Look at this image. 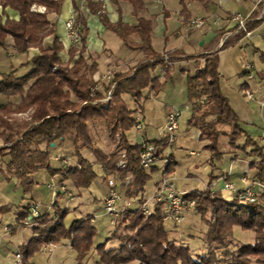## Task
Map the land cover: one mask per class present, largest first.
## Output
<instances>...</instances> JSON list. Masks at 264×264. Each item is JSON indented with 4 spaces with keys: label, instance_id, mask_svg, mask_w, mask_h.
<instances>
[{
    "label": "trees",
    "instance_id": "trees-1",
    "mask_svg": "<svg viewBox=\"0 0 264 264\" xmlns=\"http://www.w3.org/2000/svg\"><path fill=\"white\" fill-rule=\"evenodd\" d=\"M133 11L142 6L141 0H128ZM202 4L210 0H197ZM63 0H0V47L11 48L17 53L36 47L39 54L30 59L31 70L16 76L14 72L4 73L0 79V94L11 98L19 96L16 105L10 100L0 103V136L7 146H0V156L7 157L1 173L6 180L15 177L23 191L26 192L33 183L32 175L43 168L50 175L60 174L63 180L70 181L76 188H87L97 177L93 164L82 155L83 148L88 149L98 162L105 176L117 173L122 183L128 179L125 195L137 197L136 207H127L115 221L117 227L108 240L118 241L113 248H106L100 243L95 251L102 264H126L136 261L139 264H264V189L257 191L254 201H240L233 196L225 198L210 188L215 178V160H219L226 148H235L236 142L244 138L242 148L249 147L248 154L254 159L250 168L255 169L254 179L264 187V148L244 133L239 118L231 108L219 86L217 54H207L202 66L196 63L193 74L186 75V97L191 105L192 114L187 123L189 127L200 131V139H206L204 148L210 151L209 164L212 171L208 184L203 189H193L184 193L185 199H193L194 211L205 222L207 229L204 243L206 248L199 253H192L184 244H179L170 237V231L164 226L162 203L154 205L150 215L142 213L140 206L145 199V183L150 173L155 170L143 169L139 164L140 145L130 143L126 132L133 128L136 120L132 117L134 110L128 109L122 98L129 95L141 109V102L146 100L143 90L150 86L157 94L163 82L172 78L173 65L164 63V58L151 45L152 20L139 17L136 24L129 25L121 20L110 22L102 0H87L88 9L97 14L105 28L112 30L131 49L144 53L142 61L134 66L132 72L115 73L104 90L114 86L111 98L100 103L99 91H92L94 84V63L88 64L82 53L86 28L85 18L78 11L75 26L80 36L81 47H70L69 60L64 62L59 56L63 44L56 34L55 20L47 17L49 13L58 14ZM180 13L189 18L185 0H179ZM43 6L44 10H37ZM6 8L17 11L18 19L7 16ZM77 10V9H76ZM254 10L246 19L245 29L251 31L264 20V10ZM5 16L3 20L2 17ZM236 30V28H234ZM136 34L140 42L130 38ZM245 35V31L236 30L232 38L223 42L221 48L235 43ZM12 38L8 45L7 37ZM50 37L47 44L44 39ZM79 53L75 59V53ZM189 58L192 55H187ZM171 60H178L169 57ZM188 58V59H189ZM159 66L164 72L163 80L152 77L151 72ZM203 99V104L199 100ZM29 111L31 125L24 122L17 127L11 123L10 115ZM102 120L109 129L110 136L119 137V149L124 150L126 165L117 167V151L106 155L93 144L89 123ZM72 138L75 161L73 164L53 168L50 165L52 144L57 146L65 135ZM115 139V138H114ZM226 145L220 148V141ZM157 152L161 153L169 145L167 139L153 140ZM41 144L45 147L41 148ZM162 171L172 174L177 163L171 156ZM54 215L40 214L32 230L36 233L27 243L21 245L20 254L25 264H31L34 251L44 245L59 244L62 239L69 240V246L76 258L82 260L92 245L96 233L91 223V216L76 219L68 228L63 219L66 209H61L54 201ZM17 220L29 214L30 205H22ZM125 219V220H124ZM125 221L124 233L118 227ZM43 226V227H42ZM239 226L253 232V241L242 243L233 240L232 230Z\"/></svg>",
    "mask_w": 264,
    "mask_h": 264
},
{
    "label": "crops",
    "instance_id": "crops-1",
    "mask_svg": "<svg viewBox=\"0 0 264 264\" xmlns=\"http://www.w3.org/2000/svg\"><path fill=\"white\" fill-rule=\"evenodd\" d=\"M102 1L110 22L114 23L121 20L123 23L133 25L137 23L139 17L151 19V45L155 51L173 52L179 50L185 55L199 56L197 59L189 58L183 60L180 58L183 55L180 54L176 56V58H180L181 60H176L173 63L171 76L174 77V82L173 84L171 83L172 86H169L173 89H179V93L182 97H186V75L195 72L196 61H199V65L202 66L205 59L203 55L216 53L218 59L219 86L222 94L227 98L231 108L237 114L244 133L253 139L259 146L264 148V107H261L259 103V101L264 98V20L257 27L252 29L248 36L244 35L235 43L221 48L223 42L232 38L236 32V30H234V25L224 23L222 20L224 14L228 11H236L248 17L256 9H262L261 11L264 10V0H210L206 4H202L197 0H185V6L190 17L201 15L205 16L207 21L205 25L200 28L187 30V34L185 35L188 39L187 43L180 42L178 44L173 43L169 39L171 37L169 28H171L173 22H176L173 25L175 27L180 23L174 13L171 18L172 9L175 10L174 12L176 14L184 18L180 13L181 4L179 0H141L142 6L136 8V11H133V6L128 0ZM171 2H174L172 9L169 7ZM175 2H177L176 5ZM158 5H161L162 9L159 10ZM5 11L9 18L18 19L19 15L17 11L10 8H6ZM78 11L85 18L84 26L86 28L84 51L82 55L88 64H95L96 69L92 77L94 83H96L98 87H101L99 92L102 94V92L105 91H103V83L107 82L106 77H113L117 72L127 74L134 69L137 63L144 59L145 55L139 50L129 48L112 30L105 28L99 16L89 11L87 0H63L58 14L49 13L47 15L49 19L55 20L56 34L63 44V50L59 52L62 61L66 62L69 60L68 50L70 47L79 49L82 45L80 40L75 41L71 39L65 28V22L71 17L76 19ZM2 19L4 20L5 16H3ZM174 33L175 31L172 34L174 35ZM129 39L133 42H140V38L136 34H132ZM49 40L50 37H46L44 39V44H47ZM7 43L8 45L12 44V38L10 36L7 37ZM37 54H39V50L36 47H30L27 51L21 53L15 52L10 47L7 49L0 47V79L1 75L4 73L14 72L16 76L27 73L32 68L30 59ZM78 54V52L75 53V59L79 56ZM200 60L202 61L200 62ZM247 63L252 65L254 73V78L250 80L246 78L244 71V66ZM151 75L152 77L161 78L163 76V71L157 66L151 72ZM164 84L165 83H163L162 86H164ZM248 88L254 91L252 98H248L244 93V90ZM163 90L164 88H161L157 94H153L151 90L149 94L144 95L146 100L141 102V109L137 108L138 106L135 102L136 105L134 104V107H128V109L134 110L132 117H134L136 121H140L143 125L142 131H135L133 128L126 132L127 139L130 143H136L138 141L133 142L130 139L129 135L132 130L135 131L138 137L140 133H143L150 140H158L160 138V134L164 129L167 111L171 108H175L174 104H170L160 98L163 94ZM148 92L149 91L146 93ZM127 96L129 95H122L125 103ZM9 100L13 104H17L20 102V97L12 96L11 98H7L0 94V103H6ZM184 106V110L180 111L181 114H183V112L186 113L182 118L180 115L176 138L171 145L173 146L178 139L186 142L187 140H192L201 146L202 153L196 152L194 149H189L187 146L186 148L183 147L185 151L188 150L187 155L189 156L200 155L199 158H194L193 161H191L192 163L189 166L192 165L193 170L189 171L187 180L199 179L201 184V187H196L192 184L190 187L187 186V188L184 187L182 190H179V192L183 194L193 189L205 188L208 184L209 174L212 171L208 161L210 151L204 148L207 140L200 139V131L197 128L188 126L187 121L192 114V110L186 104H184ZM243 141L244 138H241L236 142L235 148L229 147L224 150L225 153L219 160H221V163L223 160L228 161L227 169L223 171L218 167V164H216V168L213 171L215 178L211 181L210 188L213 191L219 192L225 198L233 196L232 192L224 189V183L226 181L234 182L238 187H243L244 184L240 179L243 176L253 177L255 174V169L250 168V163L254 158L248 154L249 147L242 148ZM52 145L56 148L54 144ZM40 147L44 148L45 145L41 144ZM179 147L181 146H178V148ZM102 151L106 155L113 152L108 146L107 148L105 147V149L103 148ZM161 155L164 157L168 156L165 152H161ZM171 156L179 163L174 153H171ZM7 159V157L1 158L3 166H1L2 164L0 165V180L4 182L5 188H8V185L16 180L15 177L5 180L1 173V169L4 167ZM92 164L95 172L100 174L101 177L100 182L96 181V186L99 188L100 199L104 210V199L109 189L107 184V178L109 176H105L98 162H93ZM153 166L155 169L161 170L164 164L162 160H159ZM97 169L98 172L96 171ZM43 171L46 172L45 169L41 168L34 172L32 175L33 181L38 182L37 176ZM56 177L58 181L55 179ZM97 177L99 176L97 175ZM105 178L106 180H104ZM171 179L175 184V180H177L175 171L171 174ZM158 180L155 182L154 189ZM94 181L95 179L93 182ZM68 182L70 181L63 180L60 174H55L50 175L46 183L52 198L59 199V197L62 198L63 195H66L68 201H77L78 205L72 209L71 207H65L70 211V216L64 220L65 227L68 228L76 219L87 215L91 216L93 224L96 215L82 210L86 208L85 202L80 200L84 188H75L74 191L76 193H73L68 189ZM14 185L18 187L19 184L14 183ZM3 191L0 193V264H14L15 254L17 252L21 253V245L27 243L33 235H36L32 230V225L26 226L17 220L18 213L21 210L20 207L26 204L31 206L34 202L31 198L30 200L24 199L16 205L12 204L9 194ZM151 194L145 196V198L149 197ZM94 200H97V196L95 195ZM50 210V206H48L45 213L51 216ZM75 213H79L78 216ZM103 214L110 218L105 211ZM4 218L8 219L5 223L2 221ZM109 223L114 224V221L109 219ZM14 237H16L17 240L14 241ZM57 246L58 244H48L44 245L41 250L47 252L48 259L52 260L53 252ZM33 256H35V254H33ZM32 257L28 259V262L35 264ZM23 264H25L24 261Z\"/></svg>",
    "mask_w": 264,
    "mask_h": 264
},
{
    "label": "rangeland",
    "instance_id": "rangeland-1",
    "mask_svg": "<svg viewBox=\"0 0 264 264\" xmlns=\"http://www.w3.org/2000/svg\"><path fill=\"white\" fill-rule=\"evenodd\" d=\"M176 4H177V2H175V5ZM173 5H174V2H171L169 7L172 9ZM158 7H159V10L162 9L161 5H158ZM172 10H173V12L171 14V18L173 17V13H174L175 16L179 19L180 23H178L175 27L173 25L176 22H173V25H171V28H169L170 32H171L170 33L171 37L169 39L175 44H178L180 42L181 43L182 42L187 43L188 39L185 37V35L187 34V29H186V25L182 22L183 18L180 17L178 14H176L174 12L175 11L174 9H172ZM189 18H186L185 20H188ZM193 29H188V31L193 30ZM174 31H175V33L173 35L172 33ZM158 53H160L161 56H163L164 63H166L168 61L171 63V65H173V63L176 61V60H174V61L171 60L169 58L171 56H173V57H175V59H177L176 56L182 54L183 56L180 57L181 59L187 60L189 58L187 55L183 54L179 50H176L173 52H158ZM206 55L207 54L203 55V57L205 58ZM198 57L199 56L192 55L191 58L197 59ZM180 58H178V60H181ZM201 61L202 60H200V62ZM196 62H197V64H199V61H196ZM132 70L129 71L128 73L132 72ZM111 79L107 80V82L103 83L104 86L108 85V83L111 81ZM160 80H163V77H161ZM185 80H186V78H185ZM173 82H174V77L163 82L165 84L161 88H164V90L162 91L163 94H162V96H160V98H162L164 101H167L170 104H174V107L178 110L183 111L185 108L184 104H186L188 107L191 108V105L188 102L187 97H185V96L182 97V95L179 93V89H173L171 87L172 86L171 83L173 84ZM169 85H171V86H169ZM94 86H95L94 84L91 86L92 91H99V89L101 88V87H97L95 89V88H93ZM113 88H114V86H113ZM103 91H104V89H103ZM147 91H149V92L146 93ZM150 91H151V89L149 86L143 90V93H144V95H146V94H149ZM107 92L108 91L102 92L101 97L106 96ZM134 104H135L134 100L130 96H127V98H126L127 107H134ZM185 113L186 112H183V114H181V118L184 117ZM10 120H11V123L17 127L22 126L24 122H27L28 125H31V123L33 122L31 117H30L29 111L13 113L10 115ZM183 129H185V128H183ZM89 130H90V135H91L92 140H93V144L95 146L99 147L101 150H103V148L105 149V147L107 148V146H108V148L112 149L113 152L117 151V153L119 154V158H120V154L122 152H124V150L121 148L119 149V146H118L119 137L116 135L114 137L115 138L114 139L110 136L109 129L106 126V124L104 123V121L99 120V121L89 123ZM135 131L132 130V132L129 135L130 139L133 142H136L138 140V136L135 133ZM8 144H9V142H4V138L2 136H0V146H2V145L7 146ZM171 146L172 145L169 144L166 148H164V150L162 152H165L167 155H171V153H174V155L176 156V158L179 161V163H176L173 166V169H174L175 174H176V179H177V180H175L176 189L179 191V190H182L184 187H186V188H187V186L190 187L192 184H193V186L201 187L199 179L187 180L189 171L193 170L192 165L189 166L192 163L191 161H193L194 158H199L200 155L199 156H197V155L196 156H189V155H187L188 150L185 151L183 149V147L186 148V146H187L189 149H194L196 152L198 151V152L202 153L201 146L198 143H196L195 141L187 140V142H186V141H181L180 139H178L173 144L172 147ZM178 146H181V147L178 148ZM219 146L221 149L226 147V145L223 144L222 140L220 141ZM175 149H178V150H175ZM81 153L88 160L90 159L89 161L91 163L96 162L93 154L88 149L83 148L81 150ZM73 154H74V147H73L72 138H69V135L67 134L64 136L63 140L61 142H59V144L56 146V148L51 149V155H52V157L50 158L51 167L61 168L60 162L54 158L56 156H63V158H66L68 165L73 164V162L75 161V157L73 156ZM263 154H264V150H263ZM1 158H3V157L0 156V165L2 164ZM119 158H118V160H119ZM215 164H218V167L223 171H225L228 167V161L227 160H223V162L221 163V160L217 159V160H215ZM1 166H3V164ZM96 171L98 172V169ZM161 172H162V169L161 170L155 169L153 172L150 173V178L147 180V182L145 183V186H144V188H145L144 195L145 196H147V195L151 194V192H153L155 182L158 179H160ZM97 175L99 177H96L95 181L92 182L89 187L84 188L82 190V195L80 198L81 201L85 202V207H86L85 209L83 208L82 210L96 215V218H95L94 223H93L95 230H96V233L92 239L91 248L88 251V253L86 254V256L82 260H78L76 258L75 252L69 246L68 239H62L53 252L52 260L48 259V253L47 252H45L44 250H41L42 247L40 249L34 251L33 254H35V256L32 255L33 257L32 256L31 257H32V260L34 261L35 264H102L99 261V257L95 251V247L100 243H106L105 244L106 248H113V247H116L118 245L117 240H114V239L108 240V238L111 237V235L113 234V232L117 228L115 226L116 219L125 212L127 207L133 208V207L137 206V197L130 198L127 195H125V189H126V186L128 184V183H126L127 179L125 180L124 183H122L121 180L118 178L117 173H112V174L107 175V176H109L107 178V182H108V179L110 177L113 178L116 181V187L119 190V193L121 195V200L117 205L118 208L121 209L120 213L117 217L114 218V224L109 223V219L113 220V218L112 217L109 218L103 214L104 210H103L102 201L100 199V197H101L100 193H99L100 191H99V188L96 186V181L100 182L101 177H100V174H97ZM37 178H38L37 180H39V181L38 182L33 181L31 187L26 192L23 191V189L20 185H18V187H15L14 183H18L17 179L12 181L10 183V185H8V188L7 187L5 188L4 182L2 180H0V193L4 190L3 192L9 194L10 202L12 204H15V205L19 204L24 199L30 200L32 198L33 202L37 203L39 205L38 210L41 213H45L46 208L48 206H50L51 216L54 215V205L53 204H54V201L57 200L59 207L61 209L67 210V214L65 215V217L63 219V223H64V220L70 216V211H68V209L65 207H71V209H72L73 207L78 205L77 201H68L66 195H63L62 198L59 197V199L51 197V194H50V192L46 186V183L48 182V180L50 178V174L47 172V170H46V172L43 171L40 174H38ZM245 178H246L245 180L240 179L241 182L244 184V186L247 184V182H249L251 180H255L254 177H250V176H247ZM55 179L58 181L57 177ZM104 180H106V178ZM235 185H236V183H235ZM68 187H69L68 189H70L73 193H76L74 191L76 187L73 184L68 182ZM94 195L97 196V200H94ZM127 203H129V206H127L128 205ZM75 214L78 216L79 213H75ZM83 217H88V216H83ZM90 219H91V223H92V218H90ZM7 220L8 219L4 218L2 221L5 223ZM124 220L120 223V226L118 227V230H117L120 233H124L123 227L126 223ZM164 226L167 230L170 231V237L171 238L175 239L177 241V243H179V244L186 245L191 250L192 253L202 252L206 248V244L204 243V237H205V232H206L207 226H206L205 222L201 219L200 215L198 213H196L193 208H191L186 213L184 220L182 221L181 224L174 225V224H172V222L170 223V221H169V222H164ZM232 234H233V240L234 241L242 242V243H250L253 241V232L251 230H244V229L240 228L239 226H234L233 230H232ZM13 240L14 241L17 240L16 237H14ZM126 264H139V263L136 261H132V262H129Z\"/></svg>",
    "mask_w": 264,
    "mask_h": 264
},
{
    "label": "built area",
    "instance_id": "built-area-1",
    "mask_svg": "<svg viewBox=\"0 0 264 264\" xmlns=\"http://www.w3.org/2000/svg\"><path fill=\"white\" fill-rule=\"evenodd\" d=\"M37 10L43 11L44 7L38 6ZM246 19V16L236 11H228L222 18L225 24L234 25L236 30H243L245 31V35L248 36L250 34V31L245 29ZM206 21L207 19L205 16L199 15L190 17L188 20H185L184 18L182 20V22L186 25L187 30L200 28L205 25ZM74 22V17L69 18L65 22V28L70 38L77 41L80 40V36ZM166 64L171 66V63L168 61L166 62ZM244 71L247 79L250 80L254 78L253 68L251 64H245ZM106 78L107 80H110L112 77L108 76ZM94 85L95 86L93 88L96 89L98 86L96 83H94ZM112 91L113 86H111V88L108 90L106 96L100 98L98 102L106 104L111 98ZM244 93L248 98H252L254 91L253 89L248 88L244 90ZM199 102L200 104H203V99H200ZM259 103L261 107H264V98H262ZM180 115L181 111L176 108H171L167 111L164 129L161 132L160 138L158 140L165 138L167 139L169 144H171L175 140L176 132L179 128ZM133 128L136 131H142L143 125L140 121H136ZM137 143L141 147L139 152V164L143 169L149 170L159 160H162L163 164H166L168 162L167 157H164L161 155V153L157 152L154 141L150 140L143 133L139 134ZM54 158L60 162L61 166H65L68 163L67 159L63 158V156H56ZM116 165L119 168H123L126 165L124 152L120 154V158L117 161ZM245 179L246 178L244 176L241 178V180ZM107 183L109 189L104 199V211L107 215L112 217L114 221V218L119 215L121 210L117 206L121 200V195L116 187V182L113 178H109ZM126 183H128V179L126 180ZM224 189L234 193L240 201H254L256 199L257 191L263 190L264 187L256 180L247 182V184L243 187H238L235 185V183L226 181L224 183ZM156 203H162L163 221H170L174 225L181 224L186 213L195 205L193 199H185L184 194L176 189L175 184L171 179V174H166L164 170L161 172V177L158 180L152 194L149 197H146L141 204L140 209L142 213L145 215H150L153 212L154 205ZM127 204V206H129V203ZM38 209L39 205L37 203L32 204L30 206V212L22 220V224L26 226H31L32 224H34L36 219L41 214ZM14 264H23L22 255L19 252L15 254Z\"/></svg>",
    "mask_w": 264,
    "mask_h": 264
}]
</instances>
